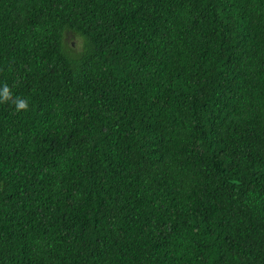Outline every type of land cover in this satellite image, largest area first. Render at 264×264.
Listing matches in <instances>:
<instances>
[{"label": "trees", "instance_id": "trees-1", "mask_svg": "<svg viewBox=\"0 0 264 264\" xmlns=\"http://www.w3.org/2000/svg\"><path fill=\"white\" fill-rule=\"evenodd\" d=\"M4 86L0 264H264V0H0Z\"/></svg>", "mask_w": 264, "mask_h": 264}, {"label": "clouds", "instance_id": "clouds-1", "mask_svg": "<svg viewBox=\"0 0 264 264\" xmlns=\"http://www.w3.org/2000/svg\"><path fill=\"white\" fill-rule=\"evenodd\" d=\"M10 95V92L8 90L7 86H4L2 89H0V100L7 99ZM27 107V101L26 100H19L17 102V108L24 109Z\"/></svg>", "mask_w": 264, "mask_h": 264}]
</instances>
